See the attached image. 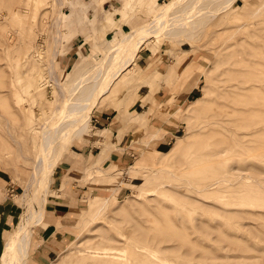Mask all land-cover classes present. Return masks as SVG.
I'll use <instances>...</instances> for the list:
<instances>
[{"label":"rangeland","instance_id":"1","mask_svg":"<svg viewBox=\"0 0 264 264\" xmlns=\"http://www.w3.org/2000/svg\"><path fill=\"white\" fill-rule=\"evenodd\" d=\"M172 1L0 0V264L5 240L21 223L32 240L23 264H264V112L259 113L263 131L246 137L240 154L200 157L209 142L231 135L214 124L221 131L207 133L224 101L226 81L233 78L245 87L242 77L232 74L264 72V0H182L167 33L149 36L143 48H163L185 61V79L194 73L199 78V88L179 112L183 124L177 136L161 152L148 149L130 166L107 170L101 163L106 146L96 161L79 153L86 138L108 135L90 118L42 190L45 213L37 224L27 220L30 207L39 210L40 204L22 175L31 173L40 125L63 101V88L73 100L93 88L89 78L101 69L107 50ZM81 35L88 42L85 53L62 61ZM108 65L95 76L102 78ZM130 68L96 109L126 113L141 83L175 76L171 67L141 79L146 71L136 63ZM262 85L250 91L259 109H264ZM137 114L129 117L146 124ZM77 179L88 187L75 185ZM52 203L61 213L48 225L44 216ZM41 234L52 252L35 250Z\"/></svg>","mask_w":264,"mask_h":264},{"label":"bare ground","instance_id":"2","mask_svg":"<svg viewBox=\"0 0 264 264\" xmlns=\"http://www.w3.org/2000/svg\"><path fill=\"white\" fill-rule=\"evenodd\" d=\"M233 1H231L229 5H231ZM191 2L192 0H190L188 4ZM181 3L182 0H173L160 11H157L149 22L124 32L120 40L107 50L104 59L99 63L101 69H103L105 63H109L107 70L104 72V76L102 78L95 76L102 72L100 71L101 69L95 72V75L93 74V77L89 78L90 80L88 79L90 81L89 83L93 84V88L82 90L84 94L80 98L73 100L66 92V89L63 88V101L56 105L51 116L40 125V140L38 144L34 146L35 162L31 173L29 176L22 175L24 181L28 180L27 187L34 189L35 195H37L36 197L38 198L37 201H39L40 204L39 210L33 207H30L31 209L29 208V211H31L30 217L27 219L29 223H33L46 211L47 197L42 196V190L49 186L50 176L53 174L55 166L64 149L73 140V136L82 135L87 130L94 108L101 103L102 98L111 91L114 84L121 79V76L128 69H131L130 67L135 63L141 49L144 48L147 38L149 36L151 37L153 34V36H159L160 34L167 33L170 18L172 14L176 19L178 18L179 13L176 11H178L177 8L181 6ZM202 11L199 10V13L201 14ZM196 16L197 15H195V17ZM58 17L61 19L62 13H60ZM182 22L185 23L187 21L184 19ZM55 54H57V52H55ZM55 57L56 55L52 60H55ZM54 60L49 66L51 68L49 71L54 69ZM254 63L261 64L262 62L255 61ZM252 65V68H258L254 64ZM52 73L51 75H53ZM232 76L238 79L242 77L240 81L243 80L242 82L246 83V85H244L245 87L239 86L240 83L232 82L233 78H229L226 81L223 93L220 96L224 98V101L217 106L216 116L214 121L210 122L211 125L207 132L221 131L219 128L214 127V125H217L229 130L231 135L224 140L221 139V141L216 140L214 142H207L210 146L207 148L206 146L204 147L205 152L200 153V157L209 156L210 159L233 158L237 153L240 154L239 146L242 147L241 145L245 143L246 137L263 131V129L260 128L261 118L259 113L260 111L264 112V109L255 107L258 102L256 99L251 98L250 94L253 91H250L255 89L257 83H261L263 84L262 86H264V72L258 74V71H240L236 74H232ZM82 81L84 80L82 79ZM98 83L99 86L96 87ZM82 84L83 83L77 85L81 87ZM232 140L236 143L232 142ZM31 157L27 156L26 158ZM229 183L232 182L229 180ZM30 203H32V200ZM40 219L38 220L40 221ZM28 229L26 225L21 223V225L17 226V228L11 232V236L5 240L2 264H23L24 260H26L25 258L32 246L31 233L27 232Z\"/></svg>","mask_w":264,"mask_h":264},{"label":"crops","instance_id":"3","mask_svg":"<svg viewBox=\"0 0 264 264\" xmlns=\"http://www.w3.org/2000/svg\"><path fill=\"white\" fill-rule=\"evenodd\" d=\"M81 36L70 42L69 49L66 55L62 57V61L71 62L80 53H85L88 42L83 38V35ZM184 62L176 61L163 48L158 52H153L150 47H146L145 50L142 49L135 62L138 68L143 72L146 71L141 79L147 77L154 70L160 72L158 75H162L171 67L175 69V76L167 80L141 83L126 113H121L116 108L113 110H110L109 107L94 108L91 117L94 127L108 129V135L106 137L93 135L86 138L83 144L78 147L79 153L86 158L92 154L96 161L102 153L103 147L106 146L105 158L101 163L102 166L108 168L107 170H110L114 168V165L130 166L134 159L138 155H142L145 150L154 149L158 152L164 150L174 140L182 127L183 121L179 117L181 108L185 106L187 101H190V98L199 88L197 74H191L185 79L186 66ZM129 113H139L135 115L138 119L148 121L143 125L131 119ZM77 180L75 185L81 184L79 179ZM81 186L88 187L84 184ZM55 203L67 204V202L58 200ZM56 204L50 208L47 206L44 217H48V225L53 224L55 218L61 213L60 207ZM46 238L43 235L42 239L40 237L36 243L35 250L40 254H44L46 251L52 252L53 247L49 245V239Z\"/></svg>","mask_w":264,"mask_h":264}]
</instances>
